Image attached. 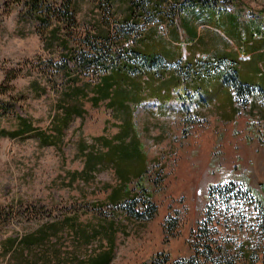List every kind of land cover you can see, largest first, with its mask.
I'll use <instances>...</instances> for the list:
<instances>
[{
	"label": "rangeland",
	"instance_id": "rangeland-1",
	"mask_svg": "<svg viewBox=\"0 0 264 264\" xmlns=\"http://www.w3.org/2000/svg\"><path fill=\"white\" fill-rule=\"evenodd\" d=\"M75 1L77 25L68 30L71 48L86 53L89 39L105 32L125 49L138 46L134 34H147L154 25L155 34L163 38L159 53L167 64L185 56L164 45L173 32L171 24L178 28L179 47L184 49L188 42L179 25L181 16L166 21L171 12L166 9L174 0H158L167 11L164 19L137 20L139 29L126 30L131 36L119 41L127 7L135 0ZM228 1L233 0L222 7L234 6L242 19L264 12V0H234L238 5L233 6ZM21 11L17 4L0 11V87L7 90L0 96V129L15 132L24 117L34 134L0 136V214L15 218L0 232V264H87L110 248V264H146L156 253L177 259L192 252L210 185L240 180L264 201L263 104L253 100L245 107L235 106L218 84L202 88L192 76L186 92L197 102L192 97L181 107L169 101L170 80H163L158 89L157 81H135L126 77L127 72L111 77H123L127 84H120V94L119 86L113 88L112 104L92 101L91 87L84 89L85 96L67 98L76 86L96 83L99 75L84 71L76 86L67 85L59 72L61 48L45 44L42 32L20 20ZM206 42V50L218 52L217 42L209 36ZM69 67L73 69V63ZM182 91L183 87L174 88L172 94L183 97ZM212 94L224 97L219 106L211 105ZM77 101L84 116L75 115L66 124L62 105ZM36 132L47 137L44 143L49 145L40 143ZM117 188H126L136 204L129 205L126 195L109 199ZM148 204L156 209L153 219L136 220ZM8 236L32 241L12 249L5 243ZM224 238L234 242L233 229ZM260 240L249 264H264V234Z\"/></svg>",
	"mask_w": 264,
	"mask_h": 264
},
{
	"label": "trees",
	"instance_id": "trees-1",
	"mask_svg": "<svg viewBox=\"0 0 264 264\" xmlns=\"http://www.w3.org/2000/svg\"><path fill=\"white\" fill-rule=\"evenodd\" d=\"M216 1L218 0H187L183 2L174 0L166 9L171 11L169 14L161 9L163 6L161 1L135 0L127 7L128 14L122 24L123 28H126L120 30L121 34L118 41L131 36L133 28L139 29L137 20H145L148 16L152 22L154 20L159 21L163 20L164 18L161 17L167 13L166 21L173 22L175 15L187 16L190 11L184 8L193 3L214 5ZM14 4L22 7L20 20L32 23L38 32H42L45 44L51 48H61L64 55L61 56L62 63L59 72L67 81V85L76 86L78 77L84 71L90 72L91 70L99 75L96 83L91 86L87 84L86 88L83 86L84 84L83 87L76 86L73 88V94H66L67 98L71 95L73 97L85 96L84 89L91 87L92 100H96L98 103L108 99L113 103L114 100L110 98L111 95L108 92L117 86L118 79L117 81L113 80L112 75L127 72L128 75L133 76L142 73L169 72L171 70L180 72L185 70L179 64H167L163 57L146 55L132 47L125 49L122 45H116L112 41V36L106 32L91 37L92 40L89 39L86 44V53L71 48L68 30L69 26L74 28L77 25L75 0H61L59 4L57 0H0V11L2 7L5 8ZM140 34L141 32L137 31L134 37L137 38ZM75 52L78 54L75 55ZM70 63H73V69L69 67ZM199 69L205 70L202 67ZM207 70L210 71V69ZM214 71L219 73L222 71V81L231 88L235 101L239 106L245 107L250 103L252 94L257 90L256 87L239 81L236 70L229 66L215 67ZM6 91V89L2 90L0 87V96H3ZM0 105L4 104L0 103ZM62 106L61 110H65L64 116L65 119L67 118L66 124H69L73 116L78 115L80 104L77 101L75 104ZM19 122L20 127L17 131L8 132L0 129V136L20 138V136L34 134V130L26 118L20 117ZM36 138L40 143L49 145L44 143L47 137L43 138L42 133L36 132ZM118 152L122 155L123 150L118 148ZM144 173L146 171L141 172L136 180H140ZM123 195H126L125 201L129 205L134 206L136 204L135 197L128 198L130 193L126 188L115 189L111 192L109 199L118 201ZM206 198L207 205L203 212L204 215L196 224V230L194 231L193 236L196 243L192 246V252L177 259H173L169 254L156 253L146 264H249L254 262L257 250L261 246L260 235L264 234V201L262 197L258 196L257 191L243 181L224 179L219 184L210 185ZM155 211L153 204H148L145 206V211L138 212L135 219L151 220ZM14 219V217L11 218V213H8L7 219L0 214V232L11 226V220ZM250 228L252 230H249ZM228 229H233L235 233L236 239L234 242L224 238V234ZM255 231L259 234L257 235ZM27 239L24 237H17L16 239L8 236L5 243L9 248L16 249L17 246H22ZM30 241L32 240L27 242L30 243ZM112 252L113 248L106 249L97 254L95 258H91L87 264H110L113 260Z\"/></svg>",
	"mask_w": 264,
	"mask_h": 264
},
{
	"label": "crops",
	"instance_id": "crops-1",
	"mask_svg": "<svg viewBox=\"0 0 264 264\" xmlns=\"http://www.w3.org/2000/svg\"><path fill=\"white\" fill-rule=\"evenodd\" d=\"M225 1L218 0L214 5H202L201 3L196 2L189 7L184 8L190 11L187 16L183 17L181 15V17H179V25L188 39L184 49L179 47V36L176 34L178 28H174L175 25L172 24L169 26V28H171L169 31L173 32H171L172 34L169 41L166 42V40H164V45L175 49L177 48L179 55L181 51L185 54V56L182 58L179 57L176 61L170 64H179L185 69L184 71L175 72L171 70L169 72L142 73L134 74L133 76L126 75V77L135 81L146 79V82L152 79L154 82L157 81L158 89H161L159 85H162L161 83L163 80H170L169 82L171 84L169 83V86L171 94L169 95V101H174V103L179 102L181 107H183V104H187L188 100L193 97L191 92H186V88L189 87V79L192 78V76H196L198 77V79H196L197 83L202 88L212 89L213 83L218 84L219 91H225L228 102L230 101L231 103V101H233L232 104L236 106L237 102L235 101L233 91L222 81V71H220V73L214 71L215 67L229 66L236 70V76L239 81L243 84L257 88L256 92L252 94L251 102L255 100L264 105V12H255L252 15H248L247 18L245 17V19H242L239 10L237 8L235 9L233 6L238 5V3H235L234 0L230 2L228 1V6L233 7L225 9L222 7L227 6ZM204 19H208L209 23L202 22ZM156 27L157 26L149 25L147 34L141 33L136 38L139 41V45L136 46L133 44L131 47L143 54L156 55L164 58V55L159 53L163 48V45L161 47L163 38L159 39L155 34V29L153 28ZM207 36H209L214 43H218V52L206 50L205 44L207 43ZM136 42L137 41H135V44ZM201 67L205 68V70H200L199 68ZM207 69H210V71ZM125 83V79L119 77L116 84L120 88L118 90L119 94L123 93V91L120 92V90H124V88H121L120 84L123 87H126L127 84ZM195 86L196 84L194 83L191 88ZM178 87H183V97L179 96V93L172 94L174 88L178 89ZM108 93L111 95L110 98H112L113 89H110ZM176 95H178V97H176ZM199 99L206 104V101L203 100L202 97ZM223 99L224 97L220 98L216 96V94H212L210 101L211 105L216 104L219 106ZM106 100L112 104V101L108 99ZM192 101L197 102V99L193 97ZM204 106L207 107L206 105ZM119 110L124 112L122 107H120ZM77 116L82 118L84 112L79 110ZM108 142H110V140H108ZM113 145L116 146L114 141H112V146Z\"/></svg>",
	"mask_w": 264,
	"mask_h": 264
}]
</instances>
